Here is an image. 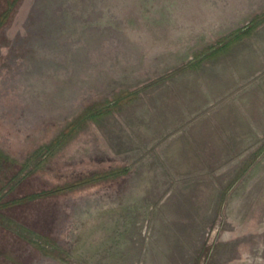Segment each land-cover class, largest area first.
Returning <instances> with one entry per match:
<instances>
[{
	"label": "rangeland",
	"instance_id": "rangeland-1",
	"mask_svg": "<svg viewBox=\"0 0 264 264\" xmlns=\"http://www.w3.org/2000/svg\"><path fill=\"white\" fill-rule=\"evenodd\" d=\"M264 0H0V264H264ZM122 99L47 149L88 107ZM17 185L10 190L13 176Z\"/></svg>",
	"mask_w": 264,
	"mask_h": 264
},
{
	"label": "trees",
	"instance_id": "trees-1",
	"mask_svg": "<svg viewBox=\"0 0 264 264\" xmlns=\"http://www.w3.org/2000/svg\"><path fill=\"white\" fill-rule=\"evenodd\" d=\"M263 23H264V12L254 16L246 27L231 32L230 34L221 38L217 42V44L208 47L207 51L200 54V56H198V58L195 61H192L187 65H185L183 69L197 68L205 59L216 58L222 55L231 46L240 42L244 37L248 36L252 31H254L257 27H259ZM133 94L134 93L124 91L123 93H121L122 96L117 98V101H113V102L105 101L95 106L88 107L79 117L73 120V122H71L62 131L59 137L55 139L50 146H47L46 148L51 150V153L53 150L56 151L58 148L64 145V143L68 138L76 135L77 132L83 128V126L87 123L89 119H94V120L97 119V117L102 116L104 112L110 110L114 105H116V103H119L122 99L124 100L126 98H130ZM0 161H7V162L11 161V163H15L14 160H11L7 155H5L2 152H0ZM127 173H128L127 168H114L104 172H96L90 176L82 177L64 184L56 185L48 190H43L41 192L29 194L27 196L12 201L0 203V209L12 207L14 205H20L25 202L34 201L37 199L58 196L97 182L114 179L119 176L125 175ZM17 177L18 176L16 175L13 176V178L11 179L10 183H14V184L12 185L10 190H12L17 185L18 183Z\"/></svg>",
	"mask_w": 264,
	"mask_h": 264
}]
</instances>
